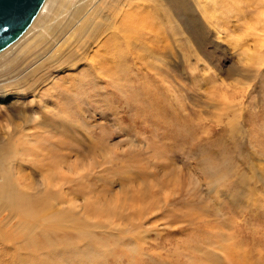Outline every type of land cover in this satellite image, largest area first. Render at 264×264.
<instances>
[{
    "label": "rangeland",
    "instance_id": "rangeland-1",
    "mask_svg": "<svg viewBox=\"0 0 264 264\" xmlns=\"http://www.w3.org/2000/svg\"><path fill=\"white\" fill-rule=\"evenodd\" d=\"M169 1L51 0L27 32L25 102L49 71L107 102L87 129L28 116L8 162L44 195L0 211V264H264V0Z\"/></svg>",
    "mask_w": 264,
    "mask_h": 264
},
{
    "label": "bare ground",
    "instance_id": "bare-ground-1",
    "mask_svg": "<svg viewBox=\"0 0 264 264\" xmlns=\"http://www.w3.org/2000/svg\"><path fill=\"white\" fill-rule=\"evenodd\" d=\"M50 1L51 0L44 1L41 10L29 28L15 42L0 52V211L7 210L14 216L21 215L18 214V212L26 210L30 204L33 205L37 203V199L44 195L43 187L37 188L31 182L24 184L23 182L21 183L15 180L13 176L15 173L8 162V156H13L14 151L18 150L17 153H24L31 148L28 145L30 142L27 140L32 135L28 133V126H26L29 119L28 116H31L32 114H40L42 122L51 120L55 123L62 122L63 116H66L68 120H71L68 121L69 124H73L72 122H74L77 126V123H80L79 127L83 124V129H87L89 127V122L85 118L89 117L90 110L104 108L107 102L105 99H98L97 105L92 104V96L96 99V93L98 95L99 92L102 93V90H106L107 88L105 89L102 85L103 82H100L101 80L99 78L95 80L97 84L94 81L92 83L86 71L81 79L76 75L58 77V74H56L51 80V78H49L51 75L50 71L43 73L41 83H44L46 88L39 90L34 94L37 99L36 101L30 100L29 103L25 102V96H27L28 93L20 87L23 80V78L20 77L22 71L20 67L14 63V57L22 53L18 49L22 48L26 43L27 32ZM169 2L174 4L175 2L177 4L182 3L180 0H170ZM182 11L187 15V11L183 6ZM137 18L138 17L135 16L132 19ZM126 29L128 31V28ZM122 30L124 31L123 28ZM9 48V51H18L7 55L6 53H8ZM102 48H104V52L98 59L100 69L110 77V74L104 70V67L108 62L119 58L120 52L117 50L116 46H104ZM87 80L90 82L89 86L86 82ZM112 81L115 83L116 80L113 79ZM79 93L81 96H79ZM69 94H74L76 97L79 96V98L75 100V98ZM27 103L34 105L29 106ZM40 103H42L41 106H36ZM9 127H11V129ZM6 146L9 148L7 152L4 151V149L7 148ZM28 161L30 160H27V162ZM44 161L45 158H41L38 161V164L30 161L32 164V167L30 168L32 169L34 168L33 166L38 165L41 170L46 171L47 169L45 165H43ZM23 163L26 162L19 161L18 163H15V172L18 173L21 171V164ZM42 173V171L38 172L40 175H42ZM16 235L17 233L13 234V236ZM10 236L11 235L8 233V238H6V240H8ZM84 239L86 242L93 241L91 240L92 237H88V235H86ZM34 242L35 239L27 235L26 238H23L22 245L19 248L26 253L29 251V244L30 246H33ZM6 253L7 252L4 250V254ZM92 255H98V257L92 258L91 256L89 258L90 261L99 260V258L104 255L107 256V254L102 252Z\"/></svg>",
    "mask_w": 264,
    "mask_h": 264
},
{
    "label": "water",
    "instance_id": "water-1",
    "mask_svg": "<svg viewBox=\"0 0 264 264\" xmlns=\"http://www.w3.org/2000/svg\"><path fill=\"white\" fill-rule=\"evenodd\" d=\"M45 0H0V52L31 25Z\"/></svg>",
    "mask_w": 264,
    "mask_h": 264
}]
</instances>
